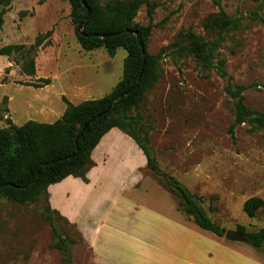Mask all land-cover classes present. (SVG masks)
Instances as JSON below:
<instances>
[{
	"label": "rangeland",
	"instance_id": "1",
	"mask_svg": "<svg viewBox=\"0 0 264 264\" xmlns=\"http://www.w3.org/2000/svg\"><path fill=\"white\" fill-rule=\"evenodd\" d=\"M149 1L152 20L147 5H143L135 22L154 25L145 47L151 55L168 47L182 30L192 29L206 36L204 23L213 12L224 11L240 19L241 27L226 34L218 55L226 61L232 82L247 87L245 104L264 112V0ZM11 5L0 28V48L8 44L28 46L38 35L53 31L49 43L36 53V78L22 74L16 63L19 55L0 56V101L6 94L14 98L11 106L16 124L28 120L55 123L66 109L63 97L75 105L100 99L122 79L126 50L118 49L113 58L104 48L83 50L76 39L68 0H17ZM160 73L161 79L144 94L139 107L128 112L141 118L158 167L195 194L212 221L226 231H235L237 225L249 231L263 227L264 206L255 218H250L242 205L251 197L264 200V128L243 124L232 136L235 101L226 94L227 80L215 71L204 77L192 57H176L167 50L160 60ZM43 78H50L51 83L43 88L27 85L40 83ZM40 103L48 108L40 111L43 117L36 115ZM4 108L0 107V114L6 117L9 113ZM6 126L0 120V129ZM118 152L127 154L128 145L121 143ZM132 164L120 168L121 173L128 175ZM144 172L152 179L146 186L159 188L169 195L167 202L178 204L148 168ZM160 190L154 195L165 202ZM99 204L100 212L109 208L104 200ZM45 207L42 197L25 205L0 199V264H99L81 235V227L57 215L51 224ZM86 209L90 212L92 206L83 209L82 215ZM54 227L66 242L68 253L56 247L59 238ZM114 243L118 244L116 239ZM98 244L101 247L99 240ZM106 249L103 245L100 250Z\"/></svg>",
	"mask_w": 264,
	"mask_h": 264
},
{
	"label": "trees",
	"instance_id": "2",
	"mask_svg": "<svg viewBox=\"0 0 264 264\" xmlns=\"http://www.w3.org/2000/svg\"><path fill=\"white\" fill-rule=\"evenodd\" d=\"M16 0H0V28L5 23L4 16ZM70 17L75 27L76 39L85 51L104 48L110 57H115L118 49H125L122 79L103 98L87 100L74 105L63 97L66 109L55 123H40L29 120L22 126L13 124L10 118L0 114L6 127L0 129V199L10 203L25 205L44 199L45 213L53 224V216L64 217L49 204L48 188L72 176L87 183V174L94 161L93 150L101 139L113 128H118L142 150L147 159L146 167L159 184L176 198L179 210L198 227L225 238L226 230L212 221L207 211L200 205L199 198L185 188L175 177L162 171L157 165L149 147V133L142 125L141 118L130 116L128 112L138 108L145 93L153 89L161 79L160 60L167 50L176 57H192L199 64L204 77L212 71L227 80L226 94L235 101V120L230 127L233 136L235 129L243 124L252 128H264V112L252 109L245 104L246 86L232 82L226 70V61L219 58L218 50L226 40L229 31L238 30L241 20L231 18L224 11L209 15L204 23L206 36L197 35L192 29L182 30L174 41L158 55L147 52L148 38L154 25L141 26L135 22L140 7L147 5L152 20L153 9L149 0H68ZM83 1L86 3L84 6ZM90 10V18L86 23ZM25 16V13H21ZM264 23V19H262ZM127 30V32H125ZM134 32L138 33V39ZM53 31L40 34L35 42L8 44L0 48V56L19 55L17 65L28 77L36 75V53L51 38ZM145 50V55L142 48ZM8 70L6 71V73ZM140 78V81H139ZM40 83L27 84L43 88L51 83L50 78L40 79ZM6 81L2 80V84ZM128 93L127 96H124ZM120 98L117 102L116 100ZM8 97L0 101L9 113ZM243 211L255 218L263 208L264 200L251 197L244 202ZM69 223V222H68ZM235 231L247 239L249 247L264 256V226L249 231L246 226L237 225ZM54 234L59 239L56 247L69 252L68 246L56 228Z\"/></svg>",
	"mask_w": 264,
	"mask_h": 264
},
{
	"label": "crops",
	"instance_id": "3",
	"mask_svg": "<svg viewBox=\"0 0 264 264\" xmlns=\"http://www.w3.org/2000/svg\"><path fill=\"white\" fill-rule=\"evenodd\" d=\"M4 96L8 97L9 109L5 118L22 126L24 123L18 125L13 118L14 98ZM47 109L40 103L36 115L43 117L40 111ZM121 143L128 145L127 154H119ZM91 158L95 166L87 174V183L70 176L51 185L48 192L51 208L70 224L81 227V235L99 264H264V256L253 248L198 227L179 212L175 203L167 202L168 194L146 186L147 181H152L144 172L147 159L133 138L118 128L101 139ZM131 161L134 164L129 174L123 175L120 168ZM157 189L165 202L155 197ZM103 200L109 208L100 212L99 203ZM87 206H92L93 214L86 209L82 215ZM98 240L101 247L107 246L106 250H100Z\"/></svg>",
	"mask_w": 264,
	"mask_h": 264
},
{
	"label": "water",
	"instance_id": "4",
	"mask_svg": "<svg viewBox=\"0 0 264 264\" xmlns=\"http://www.w3.org/2000/svg\"><path fill=\"white\" fill-rule=\"evenodd\" d=\"M83 4L84 6H86V3L83 1ZM90 18V10H88V17H87V20H86V23L88 22ZM125 32H127V30H125ZM135 36L137 37L138 39V33L137 32H134ZM142 48V47H141ZM142 52L143 54L145 55V50L144 48H142ZM139 81H140V78H139ZM128 93H126L124 96H127ZM120 98H118L116 100V102L119 100ZM225 238L229 241H232V242H240V243H247V239L243 236H241L240 234H238L236 231H226V234H225Z\"/></svg>",
	"mask_w": 264,
	"mask_h": 264
}]
</instances>
